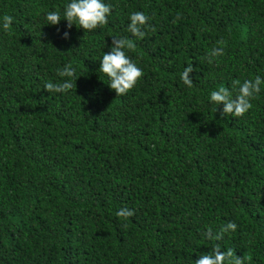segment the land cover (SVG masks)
Returning <instances> with one entry per match:
<instances>
[{"label": "trees", "instance_id": "trees-1", "mask_svg": "<svg viewBox=\"0 0 264 264\" xmlns=\"http://www.w3.org/2000/svg\"><path fill=\"white\" fill-rule=\"evenodd\" d=\"M69 2L0 0V264H195L217 243L264 264V85L242 117L210 102L264 80V0H104L93 31L47 24ZM137 11L143 39L128 31ZM114 37L143 72L123 96L98 72ZM67 64L73 88L44 90Z\"/></svg>", "mask_w": 264, "mask_h": 264}, {"label": "clouds", "instance_id": "clouds-1", "mask_svg": "<svg viewBox=\"0 0 264 264\" xmlns=\"http://www.w3.org/2000/svg\"><path fill=\"white\" fill-rule=\"evenodd\" d=\"M112 12V6L106 4L104 0H70L64 6L63 19L58 11H50L47 13L46 21L49 25H58L61 20H66L68 27L75 25L78 29L82 28L85 32L93 31L107 24L108 16ZM149 17L143 12H134L130 15V24L128 31L136 38L143 39L145 32L143 28L147 25ZM13 23V17L5 15L2 21V28L5 32H9ZM64 38H68V33H64ZM220 47L213 48L207 57L208 63L224 55L225 41L217 42ZM135 47L134 41L125 37H114L112 40V48L108 53H104L100 60L99 73L105 74L109 78L107 83L114 90L117 96L126 95L131 91L140 78L143 76L142 70L137 64L129 58L126 50H133ZM194 71L192 65L187 66L181 73L182 82L192 88L193 80L190 78V73ZM60 77L66 78L62 82L52 83L46 82L44 90L49 93L67 92L73 88V78L76 75V70L71 64L65 65L58 71ZM264 85V80L260 76L253 79L245 80L241 83L240 80L232 82L233 89L236 90L235 97L233 92L226 87H220L210 94V102L217 108L223 104V115L232 117L244 116L252 107L251 100L257 98L261 92V86ZM116 215L124 220L134 215L132 210L122 208L117 211ZM124 227H127L125 224ZM237 225L234 222H228L222 226L219 231L213 233L209 228L205 233V238L209 240L221 241L224 235L229 232H235ZM246 257L234 256L232 249L225 251L221 250L220 244L217 243L212 248V251L202 254L199 259L195 260V264H245Z\"/></svg>", "mask_w": 264, "mask_h": 264}]
</instances>
